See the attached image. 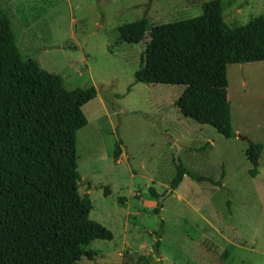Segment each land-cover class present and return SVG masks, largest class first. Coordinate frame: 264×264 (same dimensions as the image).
Here are the masks:
<instances>
[{"label":"rangeland","instance_id":"374dc122","mask_svg":"<svg viewBox=\"0 0 264 264\" xmlns=\"http://www.w3.org/2000/svg\"><path fill=\"white\" fill-rule=\"evenodd\" d=\"M208 1L0 0L23 58L60 76L66 90L97 93L77 100L69 116L79 194L91 202L89 218L112 239L93 241L92 260L78 264H133L141 257L138 264H264V64L229 65L227 88L219 91L133 78L143 50L136 27L147 45L188 41ZM222 1L228 26L264 12V0ZM205 92L226 105L234 137H221L219 112L191 101ZM250 143L263 146L254 178L245 156ZM174 156L212 181L223 171L221 186L184 176L170 191ZM152 192L163 196L158 214Z\"/></svg>","mask_w":264,"mask_h":264},{"label":"trees","instance_id":"16d2710c","mask_svg":"<svg viewBox=\"0 0 264 264\" xmlns=\"http://www.w3.org/2000/svg\"><path fill=\"white\" fill-rule=\"evenodd\" d=\"M200 10L197 35L185 42L147 45L136 27L135 41L143 50L135 83L219 91L227 88L229 65L264 64V12L244 25L228 26L222 0L205 2ZM96 96L93 87L66 90L60 76L41 69L35 59L23 58L11 20L0 6V264H78L83 258L92 260L87 249L93 241L112 239L89 218L91 202L79 194L69 116L77 100ZM191 101L219 112L221 137H234L226 128L225 104L211 100L206 92ZM262 149L250 143L245 151L250 178L258 174ZM119 153L116 145L113 156ZM172 161L170 191L184 176L221 186L223 171L212 181L188 172L178 156ZM152 196L157 201L153 213L158 214L163 196ZM161 227L162 222L157 239ZM141 261L142 257L133 264Z\"/></svg>","mask_w":264,"mask_h":264}]
</instances>
